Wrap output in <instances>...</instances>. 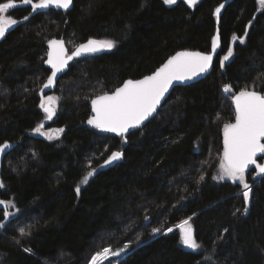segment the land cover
Wrapping results in <instances>:
<instances>
[{
	"label": "trees",
	"instance_id": "16d2710c",
	"mask_svg": "<svg viewBox=\"0 0 264 264\" xmlns=\"http://www.w3.org/2000/svg\"><path fill=\"white\" fill-rule=\"evenodd\" d=\"M21 1L13 0L6 15L17 24L0 42V144H17L0 167V200L13 205H0V264H88L103 248L126 244L129 252L115 264H264V174L245 173L247 204L242 185L215 177L224 124L235 115L232 95L264 91L260 1L234 0L225 8L210 73L174 88L126 137L87 123L91 100L151 73L178 50L209 52L214 10L223 0H72L66 13L33 11ZM61 37L68 53L89 39L115 46L69 64L49 94L57 98L56 114L42 129L50 140L33 129L46 118L37 93L50 72L47 43ZM114 150H122L121 162L77 195L79 180ZM184 220L197 251L179 244Z\"/></svg>",
	"mask_w": 264,
	"mask_h": 264
},
{
	"label": "snow or ice",
	"instance_id": "6c2138e0",
	"mask_svg": "<svg viewBox=\"0 0 264 264\" xmlns=\"http://www.w3.org/2000/svg\"><path fill=\"white\" fill-rule=\"evenodd\" d=\"M24 4H31L33 11L38 9H46L50 6L61 9H69L72 0H39L33 3V0H23ZM165 4L172 5L176 0H164ZM189 4H195L196 0H188ZM260 4L264 6V0H260ZM13 0L0 3V38H4L9 29L17 24V21L9 15H6L13 9ZM222 7V6H221ZM221 8L216 9L217 16ZM24 19H27L25 17ZM247 36V33H245ZM232 39L237 40V36L233 35ZM240 43H244V37L239 38ZM219 41V36L213 38V50ZM50 51L48 52L47 64L51 66V75L44 84V88L53 86L57 79V74L61 73L68 62L74 57H80L85 53H96L102 49L110 50L115 44L111 40L97 41L89 39L86 43L80 44L76 49L68 55V50L64 46L63 40H49ZM232 50L229 49L228 54L224 56V60H228L232 56ZM212 56L205 55L200 52H177L169 58L166 63L159 67L151 75L145 76L140 80H127L121 87L116 88L111 94L104 93L97 96L91 101L92 111L95 113L87 123L94 125L103 131L117 133L121 136L128 132L130 128L140 126L144 121L157 111L161 101L165 98V93L173 86L174 81H186L195 76L208 71ZM230 85L224 86L226 93L230 92ZM235 105V123L224 124V150L220 163V174L216 179H230L232 182L242 185V195L245 203L250 201L252 189L246 182L245 173L249 170L250 165H254L260 174H264V164L257 163L258 154H264V94L255 90L243 89L233 96ZM57 98L54 96H46L41 100L40 108L47 114L46 119L51 120L55 113V104ZM43 124L38 125L34 132L46 135L48 139L54 136L49 132H43ZM55 133L63 132L64 129H56ZM11 147L5 142L0 145V153ZM123 154L119 151L112 152L105 160V164H111L122 158ZM93 168L88 171L82 178L81 183L87 184L90 177L95 173ZM204 177L201 176V180ZM0 187L3 184L0 183ZM77 195L80 194V186L75 188ZM0 205L13 206L10 201L0 200ZM239 211V210H237ZM248 208L244 209L247 213ZM5 216L9 213L5 210ZM147 219V217H145ZM181 243L193 251L199 250L201 245L194 238L193 230L188 220H184L181 225ZM24 234V229H21ZM154 233L160 229L153 228ZM168 231H171L169 229ZM126 244L124 248H127ZM121 248L119 252L124 251ZM31 251V249H25ZM119 252L113 251L110 247H105L96 252L90 260V264H104L109 256H118Z\"/></svg>",
	"mask_w": 264,
	"mask_h": 264
},
{
	"label": "water",
	"instance_id": "95a60500",
	"mask_svg": "<svg viewBox=\"0 0 264 264\" xmlns=\"http://www.w3.org/2000/svg\"><path fill=\"white\" fill-rule=\"evenodd\" d=\"M184 2H186V3H188V0H183ZM234 0H223V1H221L220 2V4L215 8V10H214V16H215V31H214V35H213V37H212V41H211V46H210V50H209V52H207V53H204V52H200V51H191V50H178V51H176L175 53H173L172 55H170L169 57H167L154 71H152L151 73H149V74H147V75H144V76H142V77H140V78H137V79H131V80H140V79H143L145 76H148V75H151L152 73H154L159 67H161L164 63H166L167 62V60L169 59V58H171L172 56H174L177 52H184V51H187V52H200V53H202V54H205V55H211L212 56V63H211V65H210V67H209V69H208V71L207 72H205V73H202V74H200V75H198V76H195V77H193L192 79H190V80H186V81H174L173 82V86L172 87H170L169 88V91L167 92V93H165V98L161 101V105L164 103V101L167 99V97L169 96V94L171 93V91L174 89V88H176V87H180V86H186V85H189V84H192V83H195V82H197V81H199V80H201V79H203L205 76H207L209 73H210V71H211V69H212V66H213V63H214V60H215V58H216V56H217V54H218V52H219V50H220V35H219V22H220V18H221V16H222V14H223V12H224V10H225V8L231 3V2H233ZM260 1V0H259ZM39 2V1H38ZM33 3H37V2H33ZM18 5H26V4H24V2L23 1H21V2H19L18 3ZM27 5H29L30 7H32L31 6V4H27ZM222 6V7H221ZM71 7H72V4L70 5V7H69V9H67V10H65V9H61V8H56V7H54V6H50L49 8H46V9H38V10H54V11H59V12H63V13H66V12H68L70 9H71ZM218 7H220L221 8V11H220V13H219V15L217 16V14H216V9L218 8ZM217 36H219V41H218V43H217V45H216V48H215V50H213V38L214 37H217ZM4 38H0V42L3 40ZM53 39H56V40H63V38L61 37V38H53ZM53 39H51V40H53ZM64 41V40H63ZM88 41V40H87ZM87 41H85V42H82V43H86ZM82 43H80V44H82ZM80 44H78L76 47H78ZM64 46H65V42H64ZM76 47L72 50V52L76 49ZM65 48H66V46H65ZM67 49V48H66ZM103 50V49H102ZM102 50H100V51H98V52H101ZM50 51V48H49V44L47 43V54H46V59H45V65H46V67L49 69V75H48V77L51 75V66L49 65V64H47L46 63V61H47V59H48V52ZM71 52V53H72ZM98 52H96V53H98ZM71 53H68V55H71ZM90 54H93V53H90ZM90 54H88V53H85V54H82L80 57H74L72 60H70L69 62H68V66H69V64L72 62V61H74V60H76V59H79V58H81V57H83V56H86V55H90ZM68 70V67H66L61 73H58L57 74V79H56V82H55V84L53 85V86H51V87H49V88H44L43 86H44V84L45 83H47V79H48V77L46 78V80H45V82L42 84V86H41V88H40V90L38 91V98H39V105H40V103H41V100L45 97V95H47V94H49V93H51V92H53L54 90H55V88H56V85H57V83H58V81H59V79L66 73V71ZM127 80H130V79H127ZM127 80H125V81H127ZM125 81H123L119 86H117L116 88H118V87H121L122 85H123V83L125 82ZM115 88V89H116ZM114 89V90H115ZM113 90V91H114ZM113 91H111V92H109V94H111ZM239 92H236V93H234L233 95H232V97H231V101H232V106H233V109H234V112H235V105H234V103H233V96L235 95V94H238ZM259 93H261V94H264V91L263 92H259ZM103 95V94H102ZM97 97V96H96ZM96 97H94L93 99H95ZM92 99V100H93ZM91 100V101H92ZM90 105H91V114H92V117L95 115V113L92 111V103L90 102ZM160 105V106H161ZM160 106H158V108H157V110L160 108ZM42 111H43V109H42ZM44 112V111H43ZM157 112V111H156ZM155 112V113H156ZM45 113V112H44ZM155 113H153V115L155 114ZM46 114V113H45ZM47 115V114H46ZM153 115L151 116V117H149L146 121H144L140 126H138V127H136V128H130L129 130H128V132H126V133H124V135H123V137H126L128 134H130L131 132H133V131H135V130H137V129H139V128H141L149 119H151L152 117H153ZM51 120H48V119H46L45 118V120L42 122V124H43V126H45L48 122H50ZM231 123H235V115H234V119H233V121L231 122ZM98 129V128H97ZM98 131H100V132H105V133H108V134H111V135H115V136H119V134H117V133H113V132H108V131H103V130H101V129H98ZM121 136V135H120ZM8 144H10L11 145V147H9L8 149H6L4 152H2V153H0V167H1V164H2V161H3V159L5 158V156L9 153V152H11L14 148H15V146L17 145L15 142H13V143H9V142H7ZM2 144H4V143H2ZM2 144H0V145H2ZM223 150H224V133H223ZM116 151H119V152H121L122 154H123V152H122V150H114V151H112V152H116ZM111 152V153H112ZM111 153L106 157V159L105 160H107L108 159V157L111 155ZM123 157V156H122ZM259 159H262V161L260 162L259 161ZM105 160H103V162H101V164L95 169L96 171H95V173H94V175L92 176V177H90L89 178V180H88V183H89V181L91 180V179H93L96 175H97V173L99 172V171H102V170H107V169H109V168H111V167H113V166H115L116 164H118L119 162H121V160H122V158L120 159V160H118V161H114V162H112L111 164H105ZM257 163H259V164H264V156H263V154H258V157H257ZM251 169H255L256 170V172L257 173H259V170L257 169V168H255V166L254 165H250L249 166V170H251ZM92 169H90V170H88V171H91ZM248 170V171H249ZM87 171V172H88ZM247 172V171H246ZM260 174V173H259ZM86 175V174H85ZM84 175V176H85ZM260 175H263V174H260ZM83 176V177H84ZM82 177V178H83ZM82 178L79 180V182H78V184L77 185H79L80 186V189H82V188H84L87 184H82L81 183V180H82Z\"/></svg>",
	"mask_w": 264,
	"mask_h": 264
},
{
	"label": "rangeland",
	"instance_id": "374dc122",
	"mask_svg": "<svg viewBox=\"0 0 264 264\" xmlns=\"http://www.w3.org/2000/svg\"><path fill=\"white\" fill-rule=\"evenodd\" d=\"M200 0H196V3H198ZM195 3V4H196ZM192 6L194 5V4H191ZM103 50H107V49H103ZM219 174H220V165L218 166V168H217V173L215 174V177H218L219 176ZM224 180H228V181H231L230 179H228V178H225ZM189 221V220H188ZM189 224L191 225V222L189 221ZM181 225V224H180ZM180 225L177 227V230H178V237H179V244L184 248V249H187V250H189V251H193L192 249H189V248H187L186 246H184L182 243H181V227H180ZM192 227V226H191ZM122 248H124V247H122ZM121 248H119V249H116V250H113V251H115V252H119V250H120ZM129 252V248L127 247V248H124V251H122V252H119V255L118 256H109V258H108V260H106V261H104V264H115L118 260H120L122 257H124L127 253ZM91 260V259H90ZM90 260H89V263L88 264H90Z\"/></svg>",
	"mask_w": 264,
	"mask_h": 264
},
{
	"label": "flooded vegetation",
	"instance_id": "af4514ba",
	"mask_svg": "<svg viewBox=\"0 0 264 264\" xmlns=\"http://www.w3.org/2000/svg\"><path fill=\"white\" fill-rule=\"evenodd\" d=\"M44 82H45V81H44ZM44 82H43V83H44ZM41 86H42V85H41ZM40 88H41V87H40ZM39 90H40V89H39ZM51 93H52V92H51ZM49 94H50V93H49ZM49 94L45 95V97H46V96H49ZM37 96H38V93H37ZM41 109H42V108H41ZM45 115H46V114H45ZM44 120H45V119H44Z\"/></svg>",
	"mask_w": 264,
	"mask_h": 264
}]
</instances>
